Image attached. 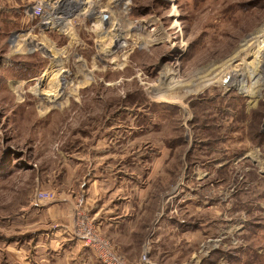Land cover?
<instances>
[{
	"label": "rangeland",
	"instance_id": "374dc122",
	"mask_svg": "<svg viewBox=\"0 0 264 264\" xmlns=\"http://www.w3.org/2000/svg\"><path fill=\"white\" fill-rule=\"evenodd\" d=\"M58 192L124 264H264V0H0V264Z\"/></svg>",
	"mask_w": 264,
	"mask_h": 264
},
{
	"label": "crops",
	"instance_id": "0c3cea01",
	"mask_svg": "<svg viewBox=\"0 0 264 264\" xmlns=\"http://www.w3.org/2000/svg\"><path fill=\"white\" fill-rule=\"evenodd\" d=\"M102 182V189L109 190L84 192L86 202L83 208L100 234L114 240L126 221L129 201L127 192H117L120 179L111 175ZM74 193L58 192L55 200L30 204L25 210L24 239L14 240L15 246L12 248L16 258L20 260L21 257L22 264H101L92 250L84 247L78 238L80 227L77 220L75 222L76 212L82 209L83 204L75 201L78 192L73 197ZM130 230L125 224L122 232L126 234Z\"/></svg>",
	"mask_w": 264,
	"mask_h": 264
},
{
	"label": "built area",
	"instance_id": "2783aa9c",
	"mask_svg": "<svg viewBox=\"0 0 264 264\" xmlns=\"http://www.w3.org/2000/svg\"><path fill=\"white\" fill-rule=\"evenodd\" d=\"M42 6L35 5L32 10L33 17H40L42 14ZM52 196L48 193L37 194V201H50ZM80 230L78 233L79 240L82 241L84 247L89 248L94 253L96 259L101 264H124L118 256L115 255L113 248L108 242L100 240L96 235H94L93 230L90 225L86 224L83 219L80 220Z\"/></svg>",
	"mask_w": 264,
	"mask_h": 264
},
{
	"label": "bare ground",
	"instance_id": "6f19581e",
	"mask_svg": "<svg viewBox=\"0 0 264 264\" xmlns=\"http://www.w3.org/2000/svg\"><path fill=\"white\" fill-rule=\"evenodd\" d=\"M253 72H255V71H253ZM250 75H252V72H250ZM250 75H249V76H250ZM253 84H254V83H253ZM243 88H244V87H243ZM161 99H162V98H161ZM169 100H170V99H169ZM166 101H167V100H165V101H163V102H166Z\"/></svg>",
	"mask_w": 264,
	"mask_h": 264
}]
</instances>
